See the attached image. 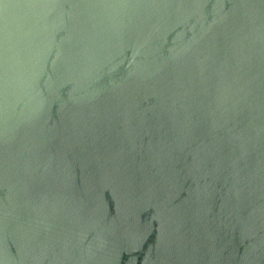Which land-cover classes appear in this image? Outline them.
<instances>
[{
    "label": "water",
    "instance_id": "1",
    "mask_svg": "<svg viewBox=\"0 0 264 264\" xmlns=\"http://www.w3.org/2000/svg\"><path fill=\"white\" fill-rule=\"evenodd\" d=\"M0 264H264V0H0Z\"/></svg>",
    "mask_w": 264,
    "mask_h": 264
}]
</instances>
